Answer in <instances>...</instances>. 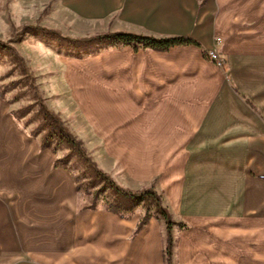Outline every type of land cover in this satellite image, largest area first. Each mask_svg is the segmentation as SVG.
Segmentation results:
<instances>
[{
    "label": "crops",
    "instance_id": "obj_1",
    "mask_svg": "<svg viewBox=\"0 0 264 264\" xmlns=\"http://www.w3.org/2000/svg\"><path fill=\"white\" fill-rule=\"evenodd\" d=\"M60 1L112 30L198 41L70 63L81 137L97 139L105 168L159 178L164 206L186 225L172 228L177 264H264L249 262L264 245L244 223L264 231V0ZM217 33L223 68L206 55ZM54 158L0 99V264H165L161 218L136 231L137 213L80 206Z\"/></svg>",
    "mask_w": 264,
    "mask_h": 264
},
{
    "label": "rangeland",
    "instance_id": "obj_2",
    "mask_svg": "<svg viewBox=\"0 0 264 264\" xmlns=\"http://www.w3.org/2000/svg\"><path fill=\"white\" fill-rule=\"evenodd\" d=\"M61 5L63 4L60 0H0V40L6 46L3 51H0V99L7 113L23 131L39 140L41 149H49L54 153V165L65 167L70 171L80 206L104 207L110 211L118 209L123 215L137 213L140 219L144 215H149V218H161L150 197L136 201L131 196L115 194L110 190L107 184L95 175L94 167L92 168L74 148L56 141L45 146L43 142L46 131L40 113L41 108H46L59 116L62 124L73 137L80 141V147L89 161L95 163V166L117 185L129 192L153 189L159 195L161 205L171 216L172 228L177 223L185 225L179 222L176 212L164 206L159 178L146 181L129 180L117 168L109 166L110 162L107 160H104L108 165L105 168L99 163L102 151L97 139L88 136L89 141H85L81 137V133L86 130L78 109L71 99V88L65 80V73L70 63L86 60L116 45L107 41L85 42L71 39L112 31L109 25L113 21H96L95 19L88 21L81 16L71 15ZM27 24L45 26L52 29V34L41 30H24ZM218 35L221 37V42L217 45L215 37ZM215 37L214 45L210 48L216 47L219 51L223 58V64L219 67L223 68L226 64L220 52L223 37L219 33L215 34ZM95 198L96 206L91 207L90 204ZM250 219L244 221L245 228L249 229L247 231L254 234L248 241L254 245L256 241L259 243L262 241L264 245V231L261 232L263 237L261 235L256 237V230L249 226ZM171 233L174 243L170 264H177L174 253L176 238L174 231L171 230ZM250 258L249 262L264 263V255H252Z\"/></svg>",
    "mask_w": 264,
    "mask_h": 264
},
{
    "label": "trees",
    "instance_id": "obj_3",
    "mask_svg": "<svg viewBox=\"0 0 264 264\" xmlns=\"http://www.w3.org/2000/svg\"><path fill=\"white\" fill-rule=\"evenodd\" d=\"M24 30H41L52 34V29L47 28L42 25H25ZM54 32V30H53ZM73 41H85V42H96V41H107L111 42V44H115L116 46L120 45H131L134 49L138 48H150L154 50H167L170 47L178 46V45H190L195 44L198 45V41L191 36L186 35H168V36H154L149 34H140L131 31L125 30H112L101 32L95 35L85 36L81 38L71 39ZM6 46L0 40V51H3ZM40 113L42 114L44 120V129L46 131L44 138V145H50L51 142L56 141L57 143H65L69 145L71 148H74L78 151V153L88 161L89 165L92 166L94 173L97 177L101 178L106 184L107 187L112 190L115 194L120 193L123 195L131 196L136 201H141L150 197L152 202L156 208L157 213L166 224V240H165V248H164V257L165 264H170L172 248H173V236L171 233L173 221L171 220V216L168 213L167 209L161 205L160 197L157 195L153 189L146 188L139 192H129L128 190L117 185L108 175L102 172L95 166V163L90 162L84 151L80 147V141L77 140L73 135L69 132V130L62 124L61 119L57 114L48 111L46 108L40 109ZM43 145V146H44ZM44 146V147H45ZM79 187V186H78ZM96 198L93 199L90 204L91 207L96 206ZM112 212H116L123 216V214L118 209H111ZM118 210V211H117ZM130 211V210H129ZM149 215H144L137 225L136 231H139L149 220ZM181 227L185 225L179 223Z\"/></svg>",
    "mask_w": 264,
    "mask_h": 264
},
{
    "label": "built area",
    "instance_id": "obj_4",
    "mask_svg": "<svg viewBox=\"0 0 264 264\" xmlns=\"http://www.w3.org/2000/svg\"><path fill=\"white\" fill-rule=\"evenodd\" d=\"M216 44H220L221 37L218 35L215 37ZM207 57L211 59L213 62H215L218 66H221L223 64V58L221 57L219 51L216 49V47L210 48L207 51Z\"/></svg>",
    "mask_w": 264,
    "mask_h": 264
}]
</instances>
